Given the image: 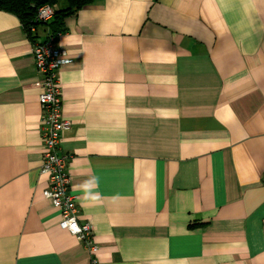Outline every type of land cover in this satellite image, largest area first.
<instances>
[{
	"label": "crops",
	"instance_id": "obj_1",
	"mask_svg": "<svg viewBox=\"0 0 264 264\" xmlns=\"http://www.w3.org/2000/svg\"><path fill=\"white\" fill-rule=\"evenodd\" d=\"M64 26L61 153L99 250L44 196L48 27L0 9V264H264V0H96Z\"/></svg>",
	"mask_w": 264,
	"mask_h": 264
},
{
	"label": "built area",
	"instance_id": "obj_2",
	"mask_svg": "<svg viewBox=\"0 0 264 264\" xmlns=\"http://www.w3.org/2000/svg\"><path fill=\"white\" fill-rule=\"evenodd\" d=\"M56 5L40 7L35 23L46 26L54 19ZM36 33L37 27L31 28ZM45 38L33 42V57L36 70L41 75L39 104L42 110L41 131L44 145L43 172L49 174V188L44 192L46 199L61 211L59 226L78 237L79 241L93 255L99 250L91 223H81L75 196L70 193L71 178L68 173L69 156L61 153L64 134L71 122L64 118L62 91L59 81L60 67L70 62L68 52L60 48L62 34H53L48 29ZM93 263L96 262L94 258Z\"/></svg>",
	"mask_w": 264,
	"mask_h": 264
},
{
	"label": "trees",
	"instance_id": "obj_3",
	"mask_svg": "<svg viewBox=\"0 0 264 264\" xmlns=\"http://www.w3.org/2000/svg\"><path fill=\"white\" fill-rule=\"evenodd\" d=\"M60 0H0V9L20 18L28 36L34 41L35 34L32 33L33 26H40L35 23V16L38 9L44 5H57ZM96 0H67V7L57 11L54 21L47 25L53 34H64V19L77 13L82 8L93 3Z\"/></svg>",
	"mask_w": 264,
	"mask_h": 264
},
{
	"label": "rangeland",
	"instance_id": "obj_4",
	"mask_svg": "<svg viewBox=\"0 0 264 264\" xmlns=\"http://www.w3.org/2000/svg\"><path fill=\"white\" fill-rule=\"evenodd\" d=\"M61 1H63V0H61Z\"/></svg>",
	"mask_w": 264,
	"mask_h": 264
}]
</instances>
